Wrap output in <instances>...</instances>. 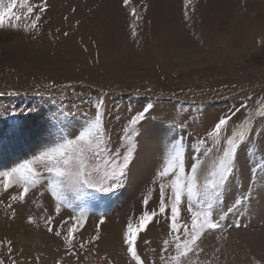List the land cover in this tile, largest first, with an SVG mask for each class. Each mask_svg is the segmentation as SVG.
<instances>
[{
    "label": "rangeland",
    "instance_id": "rangeland-1",
    "mask_svg": "<svg viewBox=\"0 0 264 264\" xmlns=\"http://www.w3.org/2000/svg\"><path fill=\"white\" fill-rule=\"evenodd\" d=\"M107 1L28 0L34 7L31 17L22 19L18 28L0 29V210L8 212L9 219L19 215L25 218L23 227L15 229L18 237H29L30 217L33 223L42 222L39 224L43 226H49L47 219H54L58 202L48 186L53 177L45 173L21 202L11 197L18 195L23 186L14 183L4 190L2 173L51 146L60 130L65 136L76 135L95 119L101 102L107 149L123 153L128 145L132 148V159L118 189L111 193H95L90 189L83 193L65 191L66 202L60 211L64 214L60 216L63 226L56 227L61 231V236H56L58 245L51 244L53 249H45L46 246H31L0 235V261L136 264L123 236L127 225H137L145 210H158L160 187L155 179L170 145L174 142L183 145L186 168H190L194 152L210 164L220 150L208 133L220 118L239 109L232 115L224 135L230 136L249 119L251 132L241 143L233 171L211 209L213 219H219L221 214L225 219L220 221V228L204 231L199 240L203 251L192 256L188 264H264V116L258 114L264 109V12L263 16L261 13L264 0H187V4L186 0H165L166 4L164 0H131L128 7L123 6V0ZM9 2L2 0L5 6ZM45 4V10L40 12L39 8ZM133 8L142 19L137 21L130 15ZM79 10L82 14L78 17H92L93 12L101 10L100 17H119L125 21L123 29H127L136 45L121 49L123 55L130 54L133 63L125 64L122 59L113 63L111 53L99 46L94 33L88 32L85 42L75 40L76 48L81 50L80 59L72 53H57V38L66 39L65 33L71 32L58 27L48 31L53 19L69 25L68 18L77 17ZM13 11L27 17L19 0ZM36 14L41 19L37 28L31 29ZM153 17H168L169 26L174 27L171 36L179 51L176 60L165 62L156 53L159 45H155ZM234 17L247 19L243 39L230 35L229 22H235ZM189 45L200 53H186ZM145 109L148 111L144 119L135 125L136 131L129 137L125 132L129 120ZM202 140L206 143L201 144ZM206 148L214 149L208 157L203 155ZM148 180L154 185L147 184ZM93 196L95 199L90 198ZM242 198L243 203L236 206L235 202ZM145 199L149 201L147 206ZM198 207L207 210L206 204ZM82 214L85 222L74 234V246L69 250L62 237L74 222L70 218L78 222ZM179 218L184 224H191L186 201L180 205ZM153 221H158L161 228L150 235L149 223L138 234L136 250L143 264H166L174 254V248L170 247L165 259H161L164 240L172 239L170 213L158 214ZM110 228L115 229V235L107 239ZM97 231L99 239L94 240ZM80 243L85 247L81 248Z\"/></svg>",
    "mask_w": 264,
    "mask_h": 264
},
{
    "label": "snow or ice",
    "instance_id": "snow-or-ice-1",
    "mask_svg": "<svg viewBox=\"0 0 264 264\" xmlns=\"http://www.w3.org/2000/svg\"><path fill=\"white\" fill-rule=\"evenodd\" d=\"M130 2L131 0H123V6L128 7ZM17 4L18 0H10L5 6L0 0V29L5 27L18 28L22 19L31 17L34 7L29 5L28 0H19V6L26 8L27 17L16 15L13 9ZM45 8L46 4L45 7H40L39 11L43 12ZM130 15L137 21L142 19L135 8L131 10ZM187 15L186 11V18ZM40 19V15L36 14L30 25L31 29L37 28ZM13 20L16 22L13 23ZM27 30H29V27L26 25L25 31ZM133 35H135V28L133 29ZM100 107H102V102L97 106L95 119L90 121L76 135L65 136L63 130H60L56 134L58 138L54 139L51 146L32 158L24 160L10 171L2 173L4 190L12 187L14 183L23 186L18 195L11 197L13 201L19 200L22 202L30 187L35 186L43 179L45 173L53 177L48 181V186L51 195L58 202L57 214L66 202V190L83 193L85 189H90L95 193H111L121 186L122 178L125 177L126 169L132 159V148L131 145H128L123 153H113L107 149L103 138ZM242 107H246V105H242ZM147 111L148 109H145L129 120L128 127L125 129L129 137L136 131L135 125L144 119ZM236 111H239V109H236L232 115H235ZM258 114L264 116V109H260ZM232 115L220 118L208 133V137L212 140L215 148L220 150V155L213 158L210 164L194 152L190 168H186L183 145L177 142L170 145L167 158L157 174L160 187L158 210H145L139 217L137 225L134 226L132 223L127 225L123 236L127 251L136 264H143L136 250L138 234L146 230L147 225L158 214L168 215L170 213V235L172 239L164 240L161 259H165V254L168 253L170 247L174 248V254L166 260V264H188L192 256L203 251L199 247V240L204 231L221 227L220 221L224 220L225 216L221 214L219 219H213L211 211L213 202L221 195V187L233 171L235 155L241 147V143L246 140L248 133L251 132L250 125L252 123L249 119L245 121L239 130H233L230 136H225L224 133L228 131V124ZM222 141L223 147H221ZM200 143L204 144L206 141L202 140ZM213 151V148H206L203 155L208 157L209 153ZM105 152H107V156L104 155ZM82 198V196H77V199ZM90 198L95 199L94 196ZM185 201L187 202L188 211L191 213L190 225L184 224L179 218L180 205ZM148 202V199L144 200L145 206L148 205ZM235 203L236 206H239L243 203V198ZM203 204L207 205V210L198 207ZM68 206L73 207L71 203ZM73 210L76 209L73 208ZM70 219H73L74 222L68 229L67 234L62 237L69 250L74 246V234L83 227L85 217L82 214L78 222L75 218ZM28 222L32 223L33 219L30 217ZM47 223L51 225V219ZM100 223H103V218H101ZM48 231L52 232L53 228L49 226ZM54 234L60 237L61 231L57 230ZM93 239H99V231ZM8 245L10 249L11 241L8 242ZM80 247L84 248L85 244L80 243ZM0 264H3V261H0Z\"/></svg>",
    "mask_w": 264,
    "mask_h": 264
},
{
    "label": "bare ground",
    "instance_id": "bare-ground-1",
    "mask_svg": "<svg viewBox=\"0 0 264 264\" xmlns=\"http://www.w3.org/2000/svg\"><path fill=\"white\" fill-rule=\"evenodd\" d=\"M63 1H66V0H63ZM109 1L111 3L114 2V0H109ZM163 3L166 4L165 0ZM112 8H114V7H112ZM259 9H260V5H259ZM263 12L264 11H261L262 16H263ZM78 14H82L80 10L77 12V17H69L68 18L69 19V21H68L69 25H66V24L64 25V23H62V22L58 23V21L56 19H53L52 26L48 31H53V30H57L58 28H60V29H63L65 32H71V34H67L66 39L62 38L61 36L59 38H57V39H59V41L57 42V45H59V46H57V47H59L57 50V53H60V54L66 53V55H70L72 53V54H75L76 56H78V58L80 59V56H82L80 53L81 50L79 51V48L78 49L76 48L77 45L75 46V40L85 42L86 36H87L86 32H88L89 34L94 33V35L97 38L99 46L102 45L105 48L104 50H106V52L111 53L110 54L111 55V61L113 63H115L116 61H119L120 59H122L125 64H132L133 63V62H131L132 58H131L130 54H126V55L124 54L123 55L124 49H121L122 46L136 45L135 44L136 41H134L133 37L127 33V29L126 30L123 29L122 25H124L125 21H122V19L120 20L119 17H100L101 15H103V12H101V10H96L95 12H93L92 17H84L82 15H80L81 17H78L79 16ZM124 18H123V20H125ZM235 19H236L235 22L232 21L233 19L231 20L232 22H229V23H231L229 28H228L230 31V35L235 36L236 38H238V37L244 38V32H246L245 28H247L246 27L247 25L245 26L247 19H239L238 18V20H237V17L236 18L234 17V20ZM153 20H154L153 21L154 26H153L152 30H153V34H154L155 45L156 46L159 45L158 50L156 49V53L157 52L160 53L159 54L160 58L162 60H164L165 62H170V61L176 60V57H178V55H179V51L176 48V46L172 44V36H171L172 31L171 30H173L174 27L169 26L168 17H153ZM75 21H76V23H74ZM72 25L74 28H72ZM89 25H91V27H89ZM125 33H127V35ZM232 34H234V35H232ZM248 37H249V35H248ZM88 39H90V38H88ZM54 42H55V40H54ZM82 45H83V43L81 44V47H82ZM189 46H188V49L186 50L187 51L186 53H191V54H196V55H198L200 53V51L198 52L194 46H192V45L190 47ZM49 51H47V52H49ZM121 55H123L124 57H121ZM72 57H74V56H72ZM156 57H157V55H156ZM222 57H223V54H222ZM45 59H46V57H45ZM141 60H142V58H141ZM63 62L67 63L66 60L65 61L63 60ZM64 63H63V65H64ZM113 66H114V64H113ZM225 67L227 68L228 66H225ZM106 68H108V67H106ZM155 180H158V177H156ZM150 182L151 181L148 180L147 184H150L151 186H153L154 184L152 182L151 183ZM151 202H152V200H151ZM48 204L51 206H54L53 203H51L49 201H48ZM62 214L63 213H61V212H60V214L54 213L55 217L53 220L51 219L52 223H51V225H49L53 228L52 232L48 231L49 226H43V225H41L42 222H39V223H41V224H39V223H36L37 221L36 222L34 221L35 223L32 222L28 225L29 237L28 238H21V237H18V235L15 233V229L20 230V228L23 227L22 223H23V221H25V218H23L22 215H19V216H13V217H11V219H9L8 218V216H9L8 212L0 210V235L8 236V237H10V239L15 240L17 242L28 243L31 246L32 245H38V246L42 245V246H46V247H44L45 249L46 248L53 249L50 247L51 244L58 245L57 244L58 240L56 239V235L54 233L57 230L56 227L59 226V224L61 223L62 218L60 216H62ZM63 216H64V214H63ZM47 221H48V219L46 220V223H47ZM60 226L62 228V224H60ZM160 226L161 225H159L158 221L151 222L150 227H149V234L153 235L154 233H156L155 229L160 227ZM114 235H115V229L110 228L108 230V234L106 235V238L110 239ZM145 235H146V233H145ZM38 237L40 238V241L37 240ZM46 241H48L49 244H47V243L45 244ZM30 245H28V246H30ZM56 245H53V246H56ZM259 256L260 255H257V258ZM257 258H255V259H257ZM253 261H255V260H253ZM120 264H122V263H120Z\"/></svg>",
    "mask_w": 264,
    "mask_h": 264
}]
</instances>
